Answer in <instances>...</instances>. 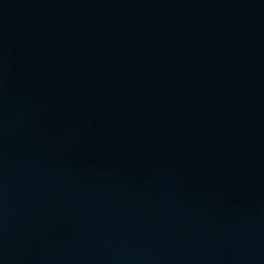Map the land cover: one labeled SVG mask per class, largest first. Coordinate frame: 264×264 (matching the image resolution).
<instances>
[{"label":"water","instance_id":"1","mask_svg":"<svg viewBox=\"0 0 264 264\" xmlns=\"http://www.w3.org/2000/svg\"><path fill=\"white\" fill-rule=\"evenodd\" d=\"M0 264H264V0H0Z\"/></svg>","mask_w":264,"mask_h":264}]
</instances>
